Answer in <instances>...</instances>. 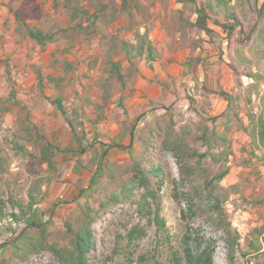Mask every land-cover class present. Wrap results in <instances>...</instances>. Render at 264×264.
<instances>
[{
	"label": "rangeland",
	"instance_id": "obj_1",
	"mask_svg": "<svg viewBox=\"0 0 264 264\" xmlns=\"http://www.w3.org/2000/svg\"><path fill=\"white\" fill-rule=\"evenodd\" d=\"M97 1L120 10L115 22L100 20L95 35L78 37L73 43L59 39L42 46L27 36L26 26L43 32L68 28L71 14L65 0H0V206L4 213L13 211L10 201L26 204L35 182L45 179L53 186L40 208L48 213L49 230L64 242L66 222L78 210V198L82 195L91 201L97 193L91 185L92 175L80 168L78 158L92 165L93 152L101 154L116 143L123 146L110 149L106 163L132 162L151 150V158L165 168L168 177L160 195L168 234H159L156 223H149V216H143L134 202L109 207L94 227L96 243L89 264H171L172 252L181 253L186 237L194 251L210 244L214 264H232L227 235L214 222L212 196L224 202L228 220L240 233L241 251L235 254L234 264H264V146L258 138L264 124V0H228L230 12L220 6L218 13L207 10L208 0H184L185 16L196 21L197 10L205 7L214 31L208 36L193 29L190 37L203 40L194 51L180 47L177 34L168 36L162 27L166 12L159 0H129L133 18L124 9V0L74 3L94 13ZM167 2L168 18L171 10L183 8L178 0ZM227 13H235L236 19ZM218 23L237 28L228 35ZM146 28L149 33L160 28L167 35L164 56L167 51L182 52L178 75L175 79L169 75L173 83L162 90L168 98L145 105L140 100L147 96L143 93L137 99L141 104L136 105L135 94L129 89L136 87L139 74L128 90L117 82L111 101L100 111L96 106L102 105L100 86L107 77L106 55L114 53L116 60L129 67L120 47L113 48V39L134 42L135 31ZM138 65L145 63L141 60ZM38 73L48 78L40 83ZM50 77L55 80H48ZM222 90L239 99L224 143L216 141V136L225 133L227 104L214 94ZM54 99L63 101L67 117L52 104ZM98 114L103 120L93 124ZM164 118L185 131L199 155H205L188 163L192 172L184 165L182 168L173 154L150 148L151 131ZM238 119L246 130L238 129ZM68 122L74 125L75 134ZM47 143L61 149L53 152V166L45 160ZM81 147L93 151L83 156L66 151L76 153ZM226 167L229 174L218 181L217 175ZM103 184L109 192H118L106 180ZM141 210L146 211L144 207ZM9 219L0 224V264L15 262L11 243L23 228ZM137 225L146 228L147 236L129 244L125 238ZM252 241L261 251L245 257L243 253L252 250ZM29 264L60 263L45 252Z\"/></svg>",
	"mask_w": 264,
	"mask_h": 264
},
{
	"label": "trees",
	"instance_id": "obj_2",
	"mask_svg": "<svg viewBox=\"0 0 264 264\" xmlns=\"http://www.w3.org/2000/svg\"><path fill=\"white\" fill-rule=\"evenodd\" d=\"M183 4L182 9L171 10L170 21L168 2L167 0H159L160 5L165 10L166 15L162 21V27L166 30L168 36L173 34L178 35V44L182 48H189L192 51L197 50L201 46L202 39H192L190 37L191 31L197 29L205 32L206 35L212 36L214 31L209 27V14L207 10L216 11L217 7H224L226 10L230 9V1L228 0H208L207 10L201 7L197 10V19L192 21L191 18L185 16V2L178 0ZM124 9L128 11L131 18L133 14L129 11V0H124ZM65 8L71 14V25L66 29H60L56 32H43L37 28H27V36L39 45L45 46L48 43L55 42L59 39H68L71 43L78 37H90L97 33L98 21L115 22L120 10L111 3H103L97 1L95 4L94 13L84 9L81 6L75 5L74 0H65ZM230 12V11H228ZM229 14V13H227ZM232 19H236L235 13L229 14ZM18 22L22 19L19 14H16ZM168 18V19H167ZM169 23V24H168ZM219 24V23H218ZM225 32L232 34L236 30L233 24H219ZM131 30V28H130ZM133 30V29H132ZM113 48L120 47L121 51L126 57L129 64L125 68L123 64L116 60L114 53H108L104 60L107 77L100 86V98L102 105H97L96 108L103 110L112 99V91L117 82L122 85V88L128 90L129 84H132L139 72L138 62L146 61L147 64L155 62L158 58V52L150 39L149 31L146 28L144 32L140 30L134 33V42L120 40L114 38ZM66 51H68L66 49ZM69 66V65H68ZM71 69V68H70ZM239 76V75H238ZM250 77H253L250 73ZM40 83H43L48 77L38 73ZM48 80H55L50 77ZM64 82V81H63ZM130 94L135 92V88L131 85ZM214 94L221 97L226 102V109L223 116H226L224 134L216 136V141L226 140V134L231 130L233 116L238 106V97L226 91L215 92ZM250 101V99H249ZM52 104L67 117V110L61 99H54ZM124 110V115L127 116L125 104H120ZM238 117V115H237ZM249 117L253 120L254 115L251 111ZM103 120V115L98 114L97 118L92 121L93 124H98ZM73 133L75 134V127L71 122H68ZM238 129L246 130V126L241 119L237 120ZM134 127L130 130V141L134 140ZM259 142L264 146V124H262L258 131ZM82 144V141H78ZM150 148H157L161 154L171 153L178 160L180 166L186 168L188 172H192L193 166L188 163L196 157H204L199 155L197 149L191 145V141L186 132L177 130L175 125L169 123L165 118L158 122L156 127L151 131L149 140ZM116 143L108 145L107 149L99 154L97 151L93 152L94 164L86 163L81 158H78V165L82 170H85L92 175L91 185L97 188V193L93 200L89 201L81 195L78 198V210L72 214V217L66 222L65 240L60 241L49 230L50 221L45 217L48 213L40 208V204L50 196L53 183L47 182L45 179H40L35 182L33 187L28 192V202L26 204L19 201H10L13 206V211L6 214L3 207L0 206V224L5 218H10L11 222L23 225L21 231L17 234L14 241L11 243L13 247L14 263L10 264H29L31 260L45 252L53 254L60 264H89L90 254L95 247V230L94 227L101 219L104 212L109 207L117 206L121 203L138 204L140 206V213L143 216H149V223L154 221L157 225V232L163 236L168 234L166 221L162 216V198L160 195L163 184L168 177L165 168L161 163H156L151 158L149 151H144L138 158L132 162L120 164L118 162H105L110 149L120 147ZM54 150H61L51 143L46 146V163L53 166V152ZM78 155H85L91 153V147H81L76 153L66 150ZM228 153L227 155H229ZM93 159H91L92 161ZM229 167H226L216 179L222 181L229 174ZM106 180L109 184L115 187L118 192H109L107 186L103 184ZM52 182V181H51ZM212 210L214 214V222L221 226L227 235V248L229 252V259L234 264L235 254L241 251L240 233L235 229L232 223L228 220L227 215L223 209V201L218 196H212ZM57 204H54V208ZM146 210L145 213L141 209ZM258 233V232H257ZM261 234V233H259ZM147 236L145 227L139 225L132 228L125 239L129 244H133ZM251 251L243 253L245 257L248 255H257L261 251V246L256 245L252 241L250 243ZM214 249L208 244L203 248H198L194 251L190 245L188 238L182 241V251H173L171 254V264H214ZM144 260V258L142 257Z\"/></svg>",
	"mask_w": 264,
	"mask_h": 264
},
{
	"label": "crops",
	"instance_id": "obj_3",
	"mask_svg": "<svg viewBox=\"0 0 264 264\" xmlns=\"http://www.w3.org/2000/svg\"><path fill=\"white\" fill-rule=\"evenodd\" d=\"M154 31L153 33H149V35L157 49L158 58L155 62L150 64H147L146 61L143 60L145 63V66L143 67L138 65L139 72L137 75L140 74V76L136 82V87L134 86L135 99L133 100L136 105L138 103L137 99L139 95L143 96V93H146L147 96L145 99L140 100L142 104L145 105L150 104L151 101L157 102V100L161 98H168L164 93H162V90L164 89L165 85L173 83V78L170 79L169 75L173 76L175 79L180 70V64H182V52L180 49L175 51L173 54H169L167 51V54L164 56V41L167 40V35H165L164 31L160 28H156ZM187 50L190 51L189 48ZM141 102L138 104H141Z\"/></svg>",
	"mask_w": 264,
	"mask_h": 264
}]
</instances>
